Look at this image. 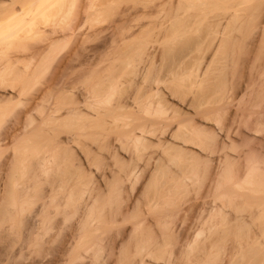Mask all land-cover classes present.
I'll return each mask as SVG.
<instances>
[{
    "label": "bare ground",
    "instance_id": "6f19581e",
    "mask_svg": "<svg viewBox=\"0 0 264 264\" xmlns=\"http://www.w3.org/2000/svg\"><path fill=\"white\" fill-rule=\"evenodd\" d=\"M2 132L36 255L77 215L76 261L264 264V0H0Z\"/></svg>",
    "mask_w": 264,
    "mask_h": 264
},
{
    "label": "rangeland",
    "instance_id": "374dc122",
    "mask_svg": "<svg viewBox=\"0 0 264 264\" xmlns=\"http://www.w3.org/2000/svg\"><path fill=\"white\" fill-rule=\"evenodd\" d=\"M101 49L103 50V48H101ZM101 49L98 50V52H96L95 55H93L94 57L97 55L95 58H93V59H95L96 62L98 61V58H100V56L102 54ZM77 63L78 62L73 63V66H75ZM75 67L78 69V64ZM83 68H85V67L83 66ZM37 100H39V99H37ZM32 106H34V105L33 104H30V106L28 105L29 110L32 108ZM28 108H25V111H24L25 113L27 111H29ZM27 114L29 115L28 112H27ZM28 115H26V116H28ZM22 119H24V118H22ZM22 119L17 120V121H20V123H22V124L17 123L20 126L15 123V120H14V124H11L12 125L11 129H13L14 134H15V132L18 134V132H19L18 130H20L22 128V125L24 124L22 122ZM14 125L16 128L14 127ZM17 128H19V129H17ZM11 129H10V131H11ZM13 132H11L12 134L10 133L11 134L10 138H9L10 134H7L8 137L5 136L6 137L5 138L4 136H2L3 132L0 133V137L2 136L6 139V142L3 141L2 146H4V143L6 145H9V144H7V142H10L11 137L14 136ZM4 138L3 139L1 138V139L5 140ZM170 168H173V170L176 169L175 166L174 165L171 166V164H170ZM152 190H150V191L152 192ZM36 207H37V205L31 211L32 216L30 215V212H29V214L27 213L25 215L26 217L28 216V219H27L28 221H26L24 227L20 228V231H16V234H11V233L8 234V231H6V228L0 229V264H79L78 262H80V260L76 261L73 258V252H74L73 248L76 245L75 225L77 224L76 223L77 219H78L77 215L74 216L75 218L74 219L72 218L71 221L68 222L67 224H65L62 221V218H60L61 216L55 217L56 222H54V221L52 222V224L54 223V225H53V227L51 226V231L49 232V234H47V236H45V238H43V240L41 242V245H42V246H40V248L42 247L41 253L36 255L34 252L35 250L33 249L34 247L27 244L26 240L28 238V235L30 234V232L32 233L35 230L34 225L36 226V223H37L35 220L36 219L35 217H36L37 211L39 210V207H37V208ZM35 208H36V210H35ZM33 210H35V211H33ZM183 216H185V214H183ZM190 219H189V221H187L188 222L187 224L188 225L190 223L194 224L195 223L194 218H193V220H190ZM192 222H194V223H192ZM61 223H62V225H61ZM197 223H198V221H197ZM195 224L193 225V227L195 226ZM59 225H60V227H59ZM61 226L63 228H61ZM120 239L121 238H119V241H118V238L117 239L115 238L113 244H115L116 242L120 243ZM115 247H116V245L113 248H115ZM116 252L117 251L115 250V253ZM84 255H87V254H84ZM83 257H84V259H83ZM83 257H82L83 260L81 259V262L83 264H85V263L90 264V262H92V260L89 258V256H83ZM85 257H86V259H85ZM84 260H86V261L90 260V261L84 262ZM116 261H117V258L115 255L113 258L110 259L109 264H116ZM81 262H80V264H81ZM91 264H93V263H91Z\"/></svg>",
    "mask_w": 264,
    "mask_h": 264
}]
</instances>
